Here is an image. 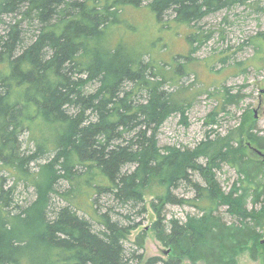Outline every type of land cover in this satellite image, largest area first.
Returning a JSON list of instances; mask_svg holds the SVG:
<instances>
[{"label":"trees","instance_id":"trees-1","mask_svg":"<svg viewBox=\"0 0 264 264\" xmlns=\"http://www.w3.org/2000/svg\"><path fill=\"white\" fill-rule=\"evenodd\" d=\"M249 1L0 0V264H239L242 253L259 256L264 158L255 149L264 152V128L251 122L224 135L209 129L192 147L159 145L163 123L174 114L186 121L193 106L195 91L181 78L210 34H186L189 54L175 65L148 41L124 38L138 31L124 8L145 3L170 30ZM251 44L263 53L264 32ZM218 92L221 103L205 118L211 128L240 98ZM224 165L236 175L227 189ZM21 186L35 192L23 205ZM152 186L153 232L167 255L143 260L146 231L125 242ZM170 205L189 211L170 216Z\"/></svg>","mask_w":264,"mask_h":264},{"label":"rangeland","instance_id":"rangeland-1","mask_svg":"<svg viewBox=\"0 0 264 264\" xmlns=\"http://www.w3.org/2000/svg\"><path fill=\"white\" fill-rule=\"evenodd\" d=\"M250 1L251 5L239 4L206 16L197 26L177 25L170 30L155 23L154 18L146 10L145 3L137 10L124 8L127 20L138 30L128 36L124 35L125 42L130 45L145 46L148 41L147 47L152 46V52L156 56L153 55L168 64L175 65L176 61L184 63V57L189 54L190 49L185 38L186 34L194 33L196 30L210 34L206 43L190 55L194 59L190 64L191 71L189 75L183 74L181 78L183 84L188 87L191 85L190 88L195 91L193 106L186 112V121L181 119L179 114H174L163 123L158 136L160 146L192 147L205 138L209 129H215L214 133L224 135L231 129L244 130L251 122H254L258 129L264 128V52H255L251 44L254 35L264 32V0ZM191 46H196V43ZM222 57L226 58L224 64L219 60ZM237 62L241 65L237 66ZM222 87L228 88L230 93H237L240 98L237 100L238 103L227 105L226 110L218 114L219 124L211 128V125L205 123V118L220 105L221 98L218 91ZM24 137L26 139V136ZM33 147V143H30L29 149ZM46 156L47 154L33 163L32 170H37L34 164L44 163L47 160ZM218 176L225 189L236 177L234 170L227 165L222 167ZM19 190L17 200L21 205L35 198L33 188L24 189L21 186ZM158 190L156 186L146 190L143 204L145 210L140 214H134L135 221L140 225L131 232L125 242L126 247H130L136 234L144 229L146 237L144 248L140 251L143 260L151 256L167 255V249L155 238L152 227L156 216L150 202ZM182 192L175 191L177 194ZM53 201L57 203V199ZM186 211H189V208L178 205L168 206L170 216L183 218ZM262 242H264V227ZM238 262L264 264V247L260 248L259 256L255 259L242 253L238 257ZM181 264H190V262L184 258Z\"/></svg>","mask_w":264,"mask_h":264},{"label":"water","instance_id":"water-1","mask_svg":"<svg viewBox=\"0 0 264 264\" xmlns=\"http://www.w3.org/2000/svg\"><path fill=\"white\" fill-rule=\"evenodd\" d=\"M255 151H256V153H257L258 155H260L262 158H264V152H262V151H260V150H257V149H255Z\"/></svg>","mask_w":264,"mask_h":264}]
</instances>
